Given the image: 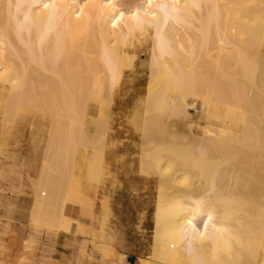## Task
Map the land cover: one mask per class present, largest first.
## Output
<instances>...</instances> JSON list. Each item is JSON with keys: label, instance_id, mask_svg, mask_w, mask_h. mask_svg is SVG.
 Here are the masks:
<instances>
[{"label": "bare ground", "instance_id": "bare-ground-1", "mask_svg": "<svg viewBox=\"0 0 264 264\" xmlns=\"http://www.w3.org/2000/svg\"><path fill=\"white\" fill-rule=\"evenodd\" d=\"M199 100L206 125L181 126ZM0 105L58 122L35 210L64 209L76 167L97 180L103 148L139 152L121 167L158 193L156 264H264V0H0ZM130 106L134 130L104 129ZM95 107L99 140L81 130ZM124 132L139 143L113 145Z\"/></svg>", "mask_w": 264, "mask_h": 264}, {"label": "rangeland", "instance_id": "rangeland-1", "mask_svg": "<svg viewBox=\"0 0 264 264\" xmlns=\"http://www.w3.org/2000/svg\"><path fill=\"white\" fill-rule=\"evenodd\" d=\"M145 38L146 36L139 37V39L144 41V44H147ZM135 41L137 42V39H135ZM131 56H134L137 62L135 69L139 70L138 75H144L145 79L148 77L149 80L150 73H148L147 66L150 63L151 54L141 53L131 54ZM138 63H140V66ZM148 80H145L144 86L147 85ZM144 98L145 93L141 96L142 100ZM200 102L201 100L193 107L191 106V109L189 108L188 114H190L188 116L190 120L182 123L181 126H188V124H193L192 126L206 125L204 120L201 119L204 113L201 109L202 105ZM131 107L132 106L126 108V110H113L111 114L112 119L107 123V126H103L104 129H110L112 132L116 131L118 128H123L122 130L126 129V131L134 130L137 127L135 125V120H142V118H145L148 114L134 110L133 107ZM4 109V105L0 107V222L5 221L6 223L16 224L18 227H12L13 230L22 229L23 234L30 233L44 238L51 235L56 236L59 233L69 234L72 230V226L75 225V234L82 236V238L86 240L85 243L88 248H90L88 260L92 262L91 264H120L127 255L135 256L137 259L136 261H147L149 264H156L153 256L155 231L153 217L156 212L155 201L158 197V193L153 183H145L130 178L129 175H125L121 167V162L123 163L125 159L130 158L131 155V157L139 158V152H134L130 155L124 154L123 152L117 153L114 158L109 160V165L107 160L104 159L103 148L102 163L100 162V166L102 168V166L106 165L102 168L103 170L101 169L99 176L101 179L97 178V180L90 181V179L87 178L86 180L85 177L87 176L85 172L76 167L73 173L77 176V183H80V186L79 183L78 186L81 188L77 185H75L76 188L74 185L73 187L68 186L71 188V191L68 187L66 188V194H70L68 198L71 197L73 202L71 204L66 203L68 200L67 198L64 203V209L61 207V209L53 210V212L52 209L50 211L46 210L40 212V210L37 211V207L35 210L34 204L38 202L37 200L40 198L38 194H41V191L47 192V195L42 197L48 198V191L46 188L43 190V186L40 188L39 184L42 185V178H44L46 173H49L48 175L50 176L56 175V172L52 169V164L47 156V152L49 148L55 147L56 142L54 141L56 140L54 136L56 135L54 134L57 133L59 129L57 127L58 122L55 123L50 114H39L33 111L25 112L23 110H16L15 118L14 112L7 114V111L4 113ZM61 116L64 119V116ZM61 116L59 117L60 119H62ZM100 116L101 113L97 107L92 109L88 114H85L84 126H82L81 129L82 132L87 135L89 134L90 137L96 139L99 137L102 139V136H104V129L101 128V126H97V123L102 122ZM10 117H12L11 119L15 118V120H12L14 123L11 121L13 126H10ZM47 119L51 121L47 122ZM7 123H10V125H7ZM48 123L53 125L49 126ZM55 126L58 128L56 131L53 130L56 129ZM49 127H52L51 129L53 131ZM66 127L71 128V126ZM79 127L80 126H76V130L78 133H82ZM48 131L53 136H49ZM110 141L113 145L139 143V141L130 136L128 132H124L122 135L115 138L112 137ZM48 143L49 145L51 144L50 146L54 147H49ZM91 145L94 144H90L89 147L86 146V148H89V150L86 151L87 153L92 152L90 150L91 148L93 149L94 146ZM79 149L81 151L83 147ZM83 151H81L80 157L83 156ZM98 151L99 150L95 152ZM49 162L50 164H48ZM129 164L130 163H128L127 170L130 169ZM107 165L111 169L110 172H107ZM133 176L137 177L138 173L135 172ZM140 176L145 178L142 174H140ZM150 179L154 180L155 177H150ZM100 180H102V182H100ZM73 189L75 192H73ZM32 209L34 212H32ZM56 211L59 217L58 215L56 216L57 213H55L53 217ZM100 220L102 221L101 223ZM27 245L30 247L33 244L27 243ZM30 250V248L26 249V251Z\"/></svg>", "mask_w": 264, "mask_h": 264}, {"label": "crops", "instance_id": "crops-1", "mask_svg": "<svg viewBox=\"0 0 264 264\" xmlns=\"http://www.w3.org/2000/svg\"><path fill=\"white\" fill-rule=\"evenodd\" d=\"M72 202L71 197L66 201L70 204ZM69 210L71 211L70 207ZM6 227L9 232L5 229ZM12 227L18 226L5 221L0 222V264H20L24 263V260H27L24 264H71V262L72 264H91L88 260L90 248L82 236L75 234V225L72 226L69 234L59 233L45 238L30 233L23 234L22 229L13 230ZM27 243L33 245L29 247ZM1 247L3 250L5 247V250L2 251ZM28 248L31 250L26 251ZM136 260L135 256L127 255L120 264H136Z\"/></svg>", "mask_w": 264, "mask_h": 264}]
</instances>
